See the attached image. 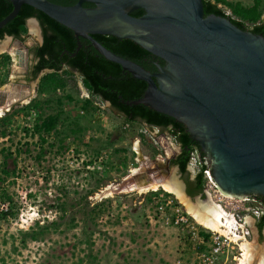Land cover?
<instances>
[{
  "label": "rangeland",
  "instance_id": "1",
  "mask_svg": "<svg viewBox=\"0 0 264 264\" xmlns=\"http://www.w3.org/2000/svg\"><path fill=\"white\" fill-rule=\"evenodd\" d=\"M227 1L244 7L256 2ZM260 3L264 21V0ZM226 12L231 15L230 10ZM29 29L27 43L31 44L39 32L31 25ZM16 70L0 58V89L8 77L24 80ZM62 78L66 86L55 91L43 80L30 82L33 99L0 118V123H8L6 136L0 135V214L15 215L0 220V264H176L186 260L192 247L181 229L156 218L149 200L153 191L100 196L105 188L121 184L132 170L157 160L160 177H174L189 200L212 201L202 194L188 196L178 169L166 171L168 158L180 152L177 141L170 132L126 121L109 105H104L101 115L95 106L100 99L87 91L78 74ZM51 115H61L60 122L48 143L42 144L34 126ZM189 170L193 178L196 172L192 166ZM7 196L11 200L4 201ZM62 204L67 211L63 221ZM99 205L104 214L92 221L91 213ZM248 223V242L255 243L261 254L264 229L256 227L253 216ZM227 264L236 263L231 258Z\"/></svg>",
  "mask_w": 264,
  "mask_h": 264
},
{
  "label": "water",
  "instance_id": "2",
  "mask_svg": "<svg viewBox=\"0 0 264 264\" xmlns=\"http://www.w3.org/2000/svg\"><path fill=\"white\" fill-rule=\"evenodd\" d=\"M10 1L13 10L0 21V30L28 5L72 30L76 38L90 41L107 61L147 84L143 97L131 104L185 126L206 157L212 181L225 195L264 198L262 35L242 30L228 18L205 16L203 0H77L69 7L48 0ZM84 3L94 7L85 8ZM137 10L144 14L134 17ZM96 35L131 40L166 65H157L158 71L151 73L105 48ZM18 87L0 90V105ZM154 163V168L143 167L126 177L114 194L158 178L162 168Z\"/></svg>",
  "mask_w": 264,
  "mask_h": 264
},
{
  "label": "trees",
  "instance_id": "3",
  "mask_svg": "<svg viewBox=\"0 0 264 264\" xmlns=\"http://www.w3.org/2000/svg\"><path fill=\"white\" fill-rule=\"evenodd\" d=\"M48 1L57 5L68 7L77 3V0ZM203 3L205 16L217 15L228 18L240 29L252 32L256 35H262L264 37V21H261L262 13L259 10L261 4L260 0H256L255 5L252 7H244L240 3H232L227 0H203ZM84 7L87 8L94 6L89 5V3H84ZM12 10L13 5L10 0H0V21L8 16ZM226 10H230L231 15H228ZM143 14V10H138L133 12L132 15L134 17H140ZM33 17L40 21L41 26L45 31H52V34L46 38V42L50 43L51 41H59L60 49L57 53L60 54L62 51L67 52L63 60L60 61H64L67 66L78 72L80 76L83 77L84 87L87 88L93 96H97L104 102L110 103L111 109L114 112L123 115L125 120L128 122L138 120L147 124L149 127L159 128L161 131H170L177 143H179L184 149L182 155L177 160L172 161V165L178 166L181 173L185 175L191 161V152L197 151L200 153V145L192 141L189 134L186 132L184 125L177 122L175 119L153 111L141 104H126L127 102L136 101L143 97L147 87L144 82L138 81L130 75V81L127 79L123 83L118 84L117 79L119 76H122L121 72L123 71L121 66L107 61L104 57H102L95 50L90 41L83 38L77 39L72 30L64 27L49 18L47 15L28 5L22 6L19 15L2 30H0V34L5 32L6 29V32L13 36H17L19 32L24 33L26 31L23 27L25 20ZM94 38L116 55L129 59L142 66H144V59L152 56V54L145 51L131 40H121L113 36L101 35H96ZM78 41L81 42L80 48H78ZM87 46L92 50L89 53L86 48ZM72 55L75 56L71 58ZM41 63L45 65L47 61L43 59ZM55 65L57 64L53 63L52 68L55 67ZM145 67L148 68V66ZM43 83L45 86L54 91L66 86V81H64L62 76L58 73L45 76ZM36 106L37 105H35V107ZM60 116L61 115L47 116L35 124L34 132L39 136L42 144H47L48 136L57 130V126L60 122ZM1 122L0 127L2 126L3 129H0V135L6 136L5 125L8 123L5 120ZM205 168L206 166L203 167V169ZM4 172L7 173L6 171ZM185 183L187 185L186 191L188 196L195 197L204 194V176L202 172L197 175L195 181H191L188 177L185 178ZM6 200L11 199L7 196L4 201ZM260 202L264 204V198H261ZM102 210V205H99L97 210L94 209L93 213H91V220L93 221L99 216L101 217L104 214ZM59 212L63 214V217L61 218V221H63L67 213L64 204L59 207ZM8 216L15 215L14 213L1 212L0 220H4ZM57 225L58 224H56V226ZM258 228L261 231L264 228V215L259 219ZM33 238H36V235H33Z\"/></svg>",
  "mask_w": 264,
  "mask_h": 264
},
{
  "label": "built area",
  "instance_id": "4",
  "mask_svg": "<svg viewBox=\"0 0 264 264\" xmlns=\"http://www.w3.org/2000/svg\"><path fill=\"white\" fill-rule=\"evenodd\" d=\"M104 105L101 99L100 104L95 103L101 115L105 110ZM190 162V166L197 174L203 173L205 188L203 195L210 198L216 206L233 219L234 226L229 235L211 231L199 224L174 195L166 192L164 194L151 193L149 200L156 218H159L166 226L181 229L192 247L191 256L186 260L177 261L176 264H219L221 260L224 261L223 264H227L231 258L233 262L240 264L243 258L242 245L248 242L251 233L248 218L253 216L256 220L260 219L264 215V206L251 199H239L225 195L212 181L209 168L203 169L205 161L199 152L191 153Z\"/></svg>",
  "mask_w": 264,
  "mask_h": 264
},
{
  "label": "flooded vegetation",
  "instance_id": "5",
  "mask_svg": "<svg viewBox=\"0 0 264 264\" xmlns=\"http://www.w3.org/2000/svg\"><path fill=\"white\" fill-rule=\"evenodd\" d=\"M89 5H93V4L89 3ZM87 8H91V7H87ZM30 25H32V26L34 25V28L37 27L39 33H38V38L33 43L28 44L27 38L29 36ZM23 27L25 28L26 31L24 33L19 32L17 36H15V35L13 36V35L8 34V32H6L7 29L5 30V32L0 34V49L4 46L2 52H0L1 60L8 61V63L10 64V67L17 69L16 72L20 73V75L24 78V80H16V79H10V77H8L9 79L7 80V83H4L2 85L3 87L19 86L17 89H15V92L7 94V99L5 101H2L5 104L1 103L2 105H0V107H2V108L5 107L4 113L5 112L8 113L9 110H13L15 108L23 107L25 105V101H27L28 99H30V100L33 99L32 88L30 85V82H32V81L40 80V82H41V80H43L45 78V76H47L49 74H54V73H58L60 76L67 75V74H70V75L78 74L80 76V74L78 72L72 70L69 66H67L64 61H62V62L60 61V60H63V58L65 57L67 52L62 51L60 54L57 53L60 49L59 41H51L50 43L46 42V38L50 34H52L51 30L45 31L44 28L41 26L40 21L35 17L25 20ZM77 39H80V38H77ZM80 47H81V42L78 41V48H80ZM86 48L88 49V53L92 51L91 48H89L88 46ZM74 56L75 55H72L71 58H73ZM2 57H4L5 59H2ZM43 59L47 61V63L45 65H43L41 63V61ZM59 62H61V63H59ZM53 63H56L57 65H55V67L52 68ZM157 65L165 66L166 64L160 58H157V57L152 55L149 58L144 59V66H142V65H140V66H142L144 69L148 70L151 73H156L158 71ZM145 66H148V68ZM121 75L122 76H119V78L117 79L118 84L123 83L127 79H128V81H130L129 79H131L130 78L131 74L129 72L122 71ZM81 78L83 80V77H81ZM136 80H138V79H136ZM138 81H140V80H138ZM19 88H20V90H19ZM121 88H122V86H121ZM146 89H147V87H146ZM146 89H145V91H146ZM0 90H2V89H0ZM12 90H14V88H12ZM87 91H88V89H87ZM95 97H97V96H95ZM132 102H127L126 104L133 105V104H131ZM104 103L106 105H109V107L111 108L110 103H108V102H104ZM6 106H8V107H6ZM118 115L123 117V115H120V114H118ZM133 122H138V123H141L142 125L149 127L147 124L140 122L138 120L133 121ZM149 128L152 130L161 131L159 128H152V127H149ZM165 131L170 132L169 130H165ZM186 132H187V130H186ZM193 142H195V141H193ZM179 146H180V152L174 154L171 158H168L167 163H169V165H168L169 169L171 167H176L178 169L180 175L183 177L184 184H185V187L187 190L185 178L188 177L191 181H195L198 174L195 173L194 177L190 178V176H191L190 175L191 171L189 170L190 164L187 168V172L185 175H183L181 173L178 166L172 165V161L177 160L182 155V153L184 151V149L182 148V146L180 144H179ZM200 155L203 158V160L205 161L206 157L202 153V151H200ZM250 199L252 201L260 202L261 198L250 197ZM260 203H262V202H260ZM263 206H264V204H263ZM258 223H259V219L256 220V227L257 228H258Z\"/></svg>",
  "mask_w": 264,
  "mask_h": 264
},
{
  "label": "bare ground",
  "instance_id": "6",
  "mask_svg": "<svg viewBox=\"0 0 264 264\" xmlns=\"http://www.w3.org/2000/svg\"><path fill=\"white\" fill-rule=\"evenodd\" d=\"M31 27L34 29V25ZM8 107V106H6ZM5 108V107H4ZM4 108L0 107V118L4 116ZM136 151L139 152L138 144L136 147ZM149 167L154 168L156 164L151 163L148 165ZM143 169V166L140 167ZM139 168V169H140ZM135 169L132 170L131 174H136L140 170ZM171 179H163L158 176V178L152 179V181L144 187H131L129 191H139L140 193H148L150 191L157 192L160 189L166 191V193L173 194L176 196L181 203H183L187 211L190 215L201 225L210 229L214 232H219L225 235H229L232 232V228L234 226V220L231 219L226 213L216 206L212 201L203 202L201 200H197L196 202H192L186 197L183 187L180 183L175 180L174 177H170ZM115 185H111L104 189L103 193L100 196L104 198H108L114 195ZM237 240V239H236ZM243 249V258L240 260V264H264V252L263 250L260 254L259 250L256 247L255 243L246 242L242 245ZM257 255L259 256L257 260Z\"/></svg>",
  "mask_w": 264,
  "mask_h": 264
},
{
  "label": "clouds",
  "instance_id": "7",
  "mask_svg": "<svg viewBox=\"0 0 264 264\" xmlns=\"http://www.w3.org/2000/svg\"><path fill=\"white\" fill-rule=\"evenodd\" d=\"M99 98V97H98ZM6 113V112H5ZM5 115V114H4Z\"/></svg>",
  "mask_w": 264,
  "mask_h": 264
},
{
  "label": "crops",
  "instance_id": "8",
  "mask_svg": "<svg viewBox=\"0 0 264 264\" xmlns=\"http://www.w3.org/2000/svg\"><path fill=\"white\" fill-rule=\"evenodd\" d=\"M186 189V188H185Z\"/></svg>",
  "mask_w": 264,
  "mask_h": 264
}]
</instances>
